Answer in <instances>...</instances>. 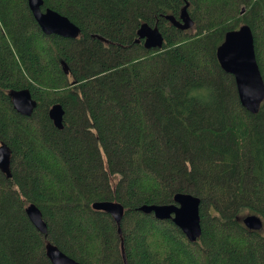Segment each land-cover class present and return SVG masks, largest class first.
I'll return each mask as SVG.
<instances>
[{"label":"trees","instance_id":"1","mask_svg":"<svg viewBox=\"0 0 264 264\" xmlns=\"http://www.w3.org/2000/svg\"><path fill=\"white\" fill-rule=\"evenodd\" d=\"M192 25L181 30V8ZM78 27L43 34L26 0H0V264H50L45 244L79 264H264V99L243 108L215 49L246 24L264 82V0H42ZM241 8L243 9L240 13ZM141 23L163 41L145 48ZM26 88L29 116L7 95ZM62 126L47 116L53 103ZM199 200L190 243L144 205ZM112 201L119 231L91 204ZM33 204L40 234L26 218ZM254 215L258 231L241 220ZM122 248V252H121ZM124 257V259L122 258Z\"/></svg>","mask_w":264,"mask_h":264},{"label":"water","instance_id":"2","mask_svg":"<svg viewBox=\"0 0 264 264\" xmlns=\"http://www.w3.org/2000/svg\"><path fill=\"white\" fill-rule=\"evenodd\" d=\"M26 4L43 34H56L67 38H75L78 35V27L67 17L50 8L42 10V0H26ZM242 10L241 8L240 13ZM165 19L181 30L192 25L185 6L181 8L178 19L171 15H165ZM136 36L135 40L142 39L145 48H159L163 41L158 28L147 23H141L138 26ZM215 57L220 68L232 75L240 105L247 111L255 113L264 99V82L256 62L250 28L246 24H241L237 28L226 31L215 49ZM7 95L15 112L23 116L31 114L36 102L28 89H10ZM62 114L61 105L57 102L51 104L47 110L48 118L57 128L62 126ZM8 166L9 151L4 143H0V172L6 178H9ZM90 207L94 211L109 215L117 227V233H120L119 223L123 209L119 204L112 201H100L92 203ZM198 207V198L190 194L176 193L170 204L144 205L138 210L143 214H151L157 220H169L181 231L188 242L193 243L200 235ZM24 213L33 227L40 234L45 235V224L41 220L37 207L28 204ZM241 222L251 231H258L261 228L260 220L254 215L244 216ZM44 250L50 264H79L51 244H45Z\"/></svg>","mask_w":264,"mask_h":264},{"label":"bare ground","instance_id":"3","mask_svg":"<svg viewBox=\"0 0 264 264\" xmlns=\"http://www.w3.org/2000/svg\"><path fill=\"white\" fill-rule=\"evenodd\" d=\"M140 40H142V39H140ZM100 202V201H99Z\"/></svg>","mask_w":264,"mask_h":264}]
</instances>
